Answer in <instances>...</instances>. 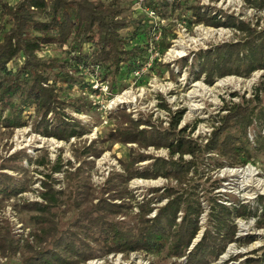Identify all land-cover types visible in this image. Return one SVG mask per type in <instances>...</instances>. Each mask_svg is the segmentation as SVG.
<instances>
[{"label": "rangeland", "instance_id": "rangeland-1", "mask_svg": "<svg viewBox=\"0 0 264 264\" xmlns=\"http://www.w3.org/2000/svg\"><path fill=\"white\" fill-rule=\"evenodd\" d=\"M16 1L3 0L9 5ZM93 1L117 7V19L130 24L120 31V35L126 42V49L138 47L134 52L135 62L131 67L123 68L120 75L111 80L105 78L102 68L92 66L90 62L85 65L80 59V55L89 54L88 45L76 49L75 41L70 39L62 46L53 44L43 48L39 57L56 62L70 71L73 80L71 85L56 84L61 89L59 97L64 101L81 97L91 103H85L80 113L67 106L60 112L65 116L60 118L78 123L85 128V133L68 141L43 137L39 134L41 128L35 130L40 118L36 119L33 106L22 110L23 127L9 128L4 118L12 120V110L15 107L21 110V105L18 97L5 100L0 117V175L7 177L3 178L6 184L21 185L24 190L6 200L0 198V229L7 230L19 247L26 240L34 244L32 233L35 225L32 217L35 213L23 207L30 203L44 204L41 194L45 184L61 193L59 206L55 210L59 228L62 232L72 229L71 222L76 210L71 201L81 183H86L92 188L94 196L100 197L107 181H111L116 174L124 175L121 162L128 160L130 149L136 155L146 157L145 161L134 166L139 171L148 168L156 158L179 161L178 154L171 157L165 148H141L110 140L109 133L121 122L120 112L129 114L135 121L150 123L140 129L148 131L154 128L161 133L170 129L173 121L180 116L174 127L177 137L191 140L200 149L192 156L182 157L184 162L190 161L194 165L186 184L163 177L155 180L134 178L123 184L121 187L128 192L124 201L131 209L126 216L117 219L127 221L135 217L137 205L144 202L155 208L148 216L153 218L156 209L166 204L164 190L168 188L181 193L192 192L204 211L199 218L200 230L188 253L201 240L205 230H212L210 199L230 208L245 205L252 211L258 209L259 214L261 207L258 198H264V147L256 150L254 147L258 146V135H264V124L254 119L247 127L251 158L246 163L239 161L241 159H222L206 151L204 146L233 106L246 105L249 101L251 108L264 110V71H255L248 77H214L211 84L205 81L204 75L196 78L202 62L200 54L225 43L240 41L244 34L232 27L193 24L190 15L191 7L198 5L207 15L210 13L221 20L231 17L235 23L242 22L261 32L264 31V9L252 6L248 0H159L164 1L165 6H157L158 0ZM153 6H157V9L153 10ZM4 23L5 18L0 12V24ZM21 62V59L12 60L6 67L13 72ZM55 78V74H50V83L57 81ZM47 119L51 123L58 121L55 114L48 115ZM231 132L238 136L236 130ZM177 137L172 139L174 143ZM89 146L102 150V154L98 158L83 156L84 148ZM84 161L91 164L83 165ZM57 166L59 170L56 171ZM115 203L119 204L120 201L116 200ZM256 220L252 217H233L230 225L237 227L235 240L231 242L224 238L227 227L222 229L218 239L219 255L210 258L209 264H246L247 260L259 257L260 249L264 247V228L256 229ZM246 238H251L252 242L247 244ZM21 261L20 253L8 256L0 254V264H21ZM185 263V258H169L164 252H132L99 256L82 264Z\"/></svg>", "mask_w": 264, "mask_h": 264}, {"label": "trees", "instance_id": "trees-1", "mask_svg": "<svg viewBox=\"0 0 264 264\" xmlns=\"http://www.w3.org/2000/svg\"><path fill=\"white\" fill-rule=\"evenodd\" d=\"M248 2L258 9H264V0ZM159 4L165 6L164 1H159L157 6ZM157 6H153V10ZM191 10L190 22L193 24L215 28L232 27L244 34L240 41L225 43L200 54L202 62L196 78L204 75L205 81L211 84L214 77H248L255 71H264V31L257 32L242 22L235 23L231 17H226L227 20L217 19L210 13H204L198 5L191 7ZM0 12L5 18V23L0 24V117L5 100L18 97L21 105V110L16 109L17 107L11 109L14 117L12 120L5 117V125L9 128L23 127L25 123L21 120L22 110L33 106L36 119L40 118L35 130L39 131L41 128L39 134L43 137L58 141L81 137L85 128L67 121L60 112L67 106L80 113L85 103H91L81 97L70 101L62 100L59 97L61 89L56 84L60 82L71 85L73 80L69 75L70 71L56 62L41 59L39 54L47 45L62 46L73 39L76 49L89 46V54L80 55L85 65L90 62V65L102 68L105 78L112 80L120 75L123 68L131 67L135 62L133 57L136 56L134 52L138 47L126 49V42L120 35V31L130 24L117 19V7L93 0H17L13 5L0 0ZM16 59H21V64L13 72L8 71L6 65ZM50 74H55L57 81L50 83ZM262 89L264 91V86ZM248 103L249 101L246 105H235L229 109L221 125L211 133L204 146L206 151L226 160L241 159L239 161L242 163L250 160V143L246 130L254 119L264 124V110L258 107L253 109ZM50 114H55L58 119L56 123L47 119ZM120 116V124L108 135L110 140L122 145L135 144L141 148H165L171 157L178 154L179 161L156 158L148 168L139 171L134 166L145 161L146 157L136 155L130 149L128 160L121 162L124 175L116 174L111 181H107L100 197L94 196L92 188L86 183H81L77 195L71 201L76 210L71 222L72 229H65L63 232L59 228L55 212L61 193L45 184L41 194L44 204L30 203L23 207L35 213L32 217L35 225L32 233L34 244L26 240L19 247L7 230L0 229L1 255L20 253L21 264H82L110 254L164 252L169 258H185V264H209L210 258H217L219 255L218 239L222 229L227 227L224 238L231 242L235 240L237 227L230 225L233 217L256 218V229L264 228L263 197L258 198L261 207L259 214L258 209L252 211L245 205L230 208L210 199V217L214 224L212 230H205L201 240L186 253L200 230L199 218L204 209L194 193H181L174 188L164 190L167 202L156 209L153 218L148 216L155 208L144 202L137 205L138 213L135 217L127 221L117 219L126 216L131 209L124 201L128 192L121 187L123 184L134 178L155 180L160 177L186 184L194 165L190 161L184 162L182 157L192 156L200 149L191 140L177 137L174 127L180 116L163 133L154 128L148 131L140 129L150 123L135 121L125 112H120ZM231 130H236L238 136ZM174 137H177L175 143L172 141ZM256 144L258 146L254 147L255 150L264 147V135H258ZM102 152L89 146L84 148L82 155L98 158ZM82 164L91 163L84 161ZM55 170H59V166ZM4 176L0 175L1 199L6 200L24 190L21 185L6 184L3 178L7 177ZM116 200L120 203H115ZM245 242L249 244L252 240L246 238ZM260 251L259 257L247 260L246 264H264V247Z\"/></svg>", "mask_w": 264, "mask_h": 264}]
</instances>
